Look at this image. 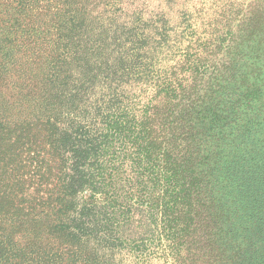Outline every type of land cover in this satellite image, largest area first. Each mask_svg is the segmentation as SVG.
<instances>
[{"label": "trees", "instance_id": "obj_1", "mask_svg": "<svg viewBox=\"0 0 264 264\" xmlns=\"http://www.w3.org/2000/svg\"><path fill=\"white\" fill-rule=\"evenodd\" d=\"M134 3L0 7V264H264V0Z\"/></svg>", "mask_w": 264, "mask_h": 264}, {"label": "rangeland", "instance_id": "obj_2", "mask_svg": "<svg viewBox=\"0 0 264 264\" xmlns=\"http://www.w3.org/2000/svg\"><path fill=\"white\" fill-rule=\"evenodd\" d=\"M5 2L6 0H0V7H2ZM252 3L253 0H139V4L134 3L133 6H135L134 8L143 10L146 18L158 21L157 24L159 26L162 25L159 23H161L160 21L164 17L171 21L173 27L180 28V25L187 22L184 16L188 13L190 24L196 23L201 29L205 23H211L213 25L218 20L220 23H225V21L222 20L223 15L228 20L233 19L236 13L249 9ZM230 6H232V12H230ZM5 13L6 12L0 8V20L2 21L0 23V39L5 41L3 46L6 41H10L19 34L14 31L8 33L15 28V25L12 23L13 20L8 15V12ZM205 28H207V26ZM217 29V31H220L221 27ZM165 57L167 60L163 65L166 67H171L178 61L176 55L172 52L168 55L165 54ZM136 91H139V89H136ZM149 94V90L144 91L142 94L143 100L147 99ZM184 255L187 257L188 253L185 252ZM125 260L126 264H129V261H131L129 256H127ZM149 264H172V260L168 259L166 262L164 258L162 259L157 256V258ZM180 264L192 263L189 261H180Z\"/></svg>", "mask_w": 264, "mask_h": 264}]
</instances>
